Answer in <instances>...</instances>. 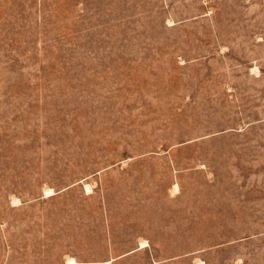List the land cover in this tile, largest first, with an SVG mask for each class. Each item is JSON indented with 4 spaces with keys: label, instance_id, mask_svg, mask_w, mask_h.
I'll return each mask as SVG.
<instances>
[{
    "label": "rangeland",
    "instance_id": "1",
    "mask_svg": "<svg viewBox=\"0 0 264 264\" xmlns=\"http://www.w3.org/2000/svg\"><path fill=\"white\" fill-rule=\"evenodd\" d=\"M69 259L264 264V0H0V264Z\"/></svg>",
    "mask_w": 264,
    "mask_h": 264
},
{
    "label": "bare ground",
    "instance_id": "2",
    "mask_svg": "<svg viewBox=\"0 0 264 264\" xmlns=\"http://www.w3.org/2000/svg\"><path fill=\"white\" fill-rule=\"evenodd\" d=\"M87 188H88V186H87ZM54 190H48L47 192H46V197H50V196H53L55 193L53 192ZM20 201V200H19ZM19 204V203H18ZM17 204V205H18ZM20 205V204H19ZM147 245H145L144 243L143 244H141V248H145ZM67 264H77L76 262H75V260H73V259H69L68 260V263ZM201 264V263H200Z\"/></svg>",
    "mask_w": 264,
    "mask_h": 264
},
{
    "label": "crops",
    "instance_id": "3",
    "mask_svg": "<svg viewBox=\"0 0 264 264\" xmlns=\"http://www.w3.org/2000/svg\"><path fill=\"white\" fill-rule=\"evenodd\" d=\"M141 248V247H140Z\"/></svg>",
    "mask_w": 264,
    "mask_h": 264
}]
</instances>
